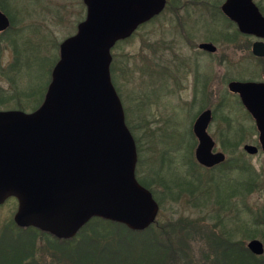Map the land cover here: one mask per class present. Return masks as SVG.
Listing matches in <instances>:
<instances>
[{
    "label": "rangeland",
    "instance_id": "1",
    "mask_svg": "<svg viewBox=\"0 0 264 264\" xmlns=\"http://www.w3.org/2000/svg\"><path fill=\"white\" fill-rule=\"evenodd\" d=\"M223 1L167 0L160 16L111 50V80L137 148L135 175L145 188H151L155 201L162 205L155 226L159 230L157 239L160 241L159 235L165 231L167 238L163 236L162 242L172 241L177 249L174 262L167 264H213L219 247L216 239L225 230L232 231L235 242L246 244L262 238V226L252 221L264 204V186L245 196L230 197L232 191L240 193L239 183L243 186L245 182L239 170L220 175L217 192L202 194L191 184L180 186L195 181L187 172V163L191 156L194 160L196 139L192 125L202 110L201 97L195 102L191 99V76L181 79L178 67L183 60L193 59L194 45L207 40L218 50L213 62L212 121L207 132L226 159L246 160L264 185V153L259 150L250 156L242 149L244 144L258 146L254 122L227 89L231 80L260 81L264 58L252 56L250 45L254 39L237 35L225 18L216 15ZM253 1L262 6L264 13V0ZM6 2L14 24L0 38V111L24 108L31 112L50 83L60 43L76 32L85 17V8L82 0ZM198 58L204 65V59ZM198 74L197 82L205 86V66ZM180 82L182 87L178 86ZM211 175L209 169H202L197 177L206 182ZM217 193L226 198L225 210L218 209ZM15 209L12 199L0 207V227L10 222ZM11 230L16 235L26 234L13 227ZM31 236L38 264H57L56 258L61 260L58 264L69 263L51 237H41L36 231L24 236V241H31Z\"/></svg>",
    "mask_w": 264,
    "mask_h": 264
},
{
    "label": "water",
    "instance_id": "2",
    "mask_svg": "<svg viewBox=\"0 0 264 264\" xmlns=\"http://www.w3.org/2000/svg\"><path fill=\"white\" fill-rule=\"evenodd\" d=\"M84 19L59 45V58L40 106L32 112L0 111V204L17 200L14 222L58 239L73 238L91 219L143 231L154 223L159 206L135 177L137 150L125 123L121 101L111 81V49L138 26L160 15L167 0H83ZM223 14L242 34L260 40L254 57H264V17L252 0H225ZM9 21L0 12V31ZM210 52L213 44L200 46ZM262 82L232 81L228 90L254 120L264 153V73ZM210 110L192 125L196 162L211 168L225 155L213 153L207 132ZM256 145L245 144L252 156ZM255 256L264 245L251 239Z\"/></svg>",
    "mask_w": 264,
    "mask_h": 264
},
{
    "label": "trees",
    "instance_id": "3",
    "mask_svg": "<svg viewBox=\"0 0 264 264\" xmlns=\"http://www.w3.org/2000/svg\"><path fill=\"white\" fill-rule=\"evenodd\" d=\"M212 9H214V7H212ZM216 15L220 18H224L219 8L217 9ZM45 91L46 88L44 92ZM43 97L44 94L38 106L41 104ZM38 106H35L33 109L35 110ZM20 110L24 111V108H20ZM187 165V172L193 175L195 181L191 180L192 183L189 181L185 185L183 184L180 186L186 187L192 185L193 190L197 189L196 191L199 190L198 192L201 191L202 194H204V191L206 194L213 190L217 192L219 187L217 181L220 175H225L233 170L242 172L246 179L244 180L243 186H241L242 183H239L240 193H238V191H232L229 195L230 197L237 195L245 196L258 189V187L264 186L262 182L258 180V176L254 174L250 164L243 158L226 159L219 166L209 169L212 175L206 182H202L200 177H197L199 171L202 169L205 170L206 168L198 165L196 161L192 159V156L189 158ZM214 170H217L216 173L213 172ZM147 189L152 191L148 186ZM152 193L154 198H156L155 193L153 191ZM216 203L219 210H225L227 207L226 198H224V196L223 198L219 197L218 193L216 195ZM160 207H162V205ZM253 217L252 222H254L256 226H262L261 241L264 243V204L257 210ZM152 228L151 226L149 229L141 232L131 231L123 225L95 218L79 232L78 236L79 239H81L77 241L78 245L71 246L67 250L62 246L56 247L62 251V255L66 256L63 257V259L69 262L67 264H167L168 261L171 260L174 262L176 258L175 255L177 254L175 252L177 249L174 243L169 240L165 243L162 242V239H164L163 236H165V239L167 238L165 231L160 233L159 236H161V240L159 241V239H157L159 230L156 227ZM37 232H39L41 237H50L47 233L41 231ZM143 239L145 240L144 243L137 242ZM216 240L219 247H217L218 251L215 252L213 264H264V253L261 256L253 255L246 248L245 243L234 241V234L232 231L229 232L225 230L222 236ZM75 241L76 239H73L66 241V243L72 244ZM66 252L68 253L67 255ZM60 261L59 258H56L57 264L61 263ZM0 262H2V259H0ZM5 262L6 264H26L21 262L20 258L15 254L7 255V257H5Z\"/></svg>",
    "mask_w": 264,
    "mask_h": 264
},
{
    "label": "flooded vegetation",
    "instance_id": "4",
    "mask_svg": "<svg viewBox=\"0 0 264 264\" xmlns=\"http://www.w3.org/2000/svg\"><path fill=\"white\" fill-rule=\"evenodd\" d=\"M224 1H223V3H224ZM82 2H83V0H82ZM252 2L255 4V6L258 8L259 12L264 17L262 6H260L259 4L255 3L253 0H252ZM5 3H7L6 0H2V2L0 0V12L2 14H4L6 16V18L8 19L9 27L7 29L3 30V31H0V38L8 30H10L11 27L13 26V24H14L11 15L8 13V11H7L6 7H5ZM221 5H220L219 9H220V12H221L222 16L225 18L226 21H228V23L230 25H232L235 28V31H236L237 35L243 36V37H250V38L254 39L251 42V45H250L251 48H252V44L254 42L260 40V39L254 37L252 35L242 34L239 31V28H238L237 24L233 20H231L228 16L223 14V12L221 11ZM84 8H85V14H86L85 5H84ZM157 17L158 16H156V17L152 18L150 21L138 26L136 31L130 37H133L136 34V32L138 31V29H140L141 27L145 26L147 23L152 22ZM213 19H214V17H213ZM202 44H212V43L209 40H207V41H201L200 43H197L196 45H194L193 49H195L196 52L194 53V51H193V53H192V55L194 56L193 59H190V61H189V59L183 60L182 64H181V67L180 68L178 67V70L180 71V78L181 79H182V77L185 78L186 76L187 77L191 76V79H192L191 90L193 92L192 95H191L192 102H195L196 99L198 101V99H200L199 96L201 97V100H202V101L200 100V104H199V107H200V109L202 111L199 114H201L202 112H204L206 110H210L211 114H212V106L210 105V102H211V100L214 97V90H213V87H214V67H213V64L214 63L213 62H214V55H215V53L218 50H217V47L213 44L216 47V50L210 52V51H208L206 49L201 48L200 46ZM198 57H202V59H204V62H205L204 65H201L202 63L201 64L199 63V58ZM254 58L263 59L264 57L263 58L254 57ZM190 63H193L192 67L190 66ZM204 66L206 68V84H205V86L202 85V84H204V82L201 83V84H199V82H197V81H199L198 80V76H199L198 72H201L203 70ZM263 73H264V70L262 71V74ZM262 74H261V80L260 81H252V82H262L263 81ZM232 81H239V80H231V81H229L227 83V86ZM246 81H249V80H246ZM246 81H240V82H246ZM198 85H202L201 88ZM178 86L182 87L183 83L180 82ZM227 89H228V87H227ZM230 94L233 95V96H236L239 99L237 94H234V93H231V92H230ZM190 103H191V101H190ZM196 145H197V139H196ZM212 151H213V153L220 152L219 150H217L216 143L214 144V148H213ZM216 166H213L211 168H214ZM211 168H209V169H211ZM138 182H140V181H138ZM140 184H141V182H140ZM10 199L14 200V202L16 203V209H15L14 214L12 215V217L9 220L10 222L8 224L7 223H3L2 226L0 227V259H2V262H0V264H6L5 257H7V255H9V254L10 255H13V254L17 255L20 258V261L24 262L26 264L27 263H29V264H38L39 262L37 263V260L33 257L35 255V251H37V248L32 247L33 243L35 242L34 237L31 236V237H33L31 239V241L28 238H27V240L24 241L23 237L27 236V235H30V234L32 235V233L36 234V231H39V230L37 228H34V227H19L18 225H16V223L14 222V216H15V213H16V210H17V206H18L16 199L15 198H9L4 203L0 204V207L3 206ZM156 225H157V218L155 219L154 224H152L151 226L153 228H155ZM11 227H13L15 230H18L20 232H25L26 234H24V235L17 234L16 235L14 233L15 231L12 233ZM150 227L146 228L145 230L149 229ZM81 229L79 230V232L81 231ZM79 232L73 238H70V239H58V238H56V237H54V236H52L50 234H47V235H49L53 239V241L56 243L57 246H59V247L62 246L63 248H65L67 250L71 246H74V244L77 245V241H75L72 244L71 243H66V241H70V240L78 238L79 237L78 236ZM9 233L12 234V235H15V236L12 237V236L9 235ZM60 241H63V242H60ZM19 245H20V247H19Z\"/></svg>",
    "mask_w": 264,
    "mask_h": 264
}]
</instances>
